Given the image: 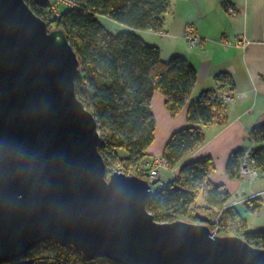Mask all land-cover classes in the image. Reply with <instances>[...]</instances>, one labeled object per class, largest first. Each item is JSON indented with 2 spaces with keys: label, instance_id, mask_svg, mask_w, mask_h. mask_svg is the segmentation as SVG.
<instances>
[{
  "label": "water",
  "instance_id": "water-1",
  "mask_svg": "<svg viewBox=\"0 0 264 264\" xmlns=\"http://www.w3.org/2000/svg\"><path fill=\"white\" fill-rule=\"evenodd\" d=\"M82 65L64 30L0 0V264L45 242L117 264H264L237 235L156 221L145 176L107 178L105 139L75 92Z\"/></svg>",
  "mask_w": 264,
  "mask_h": 264
},
{
  "label": "trees",
  "instance_id": "trees-1",
  "mask_svg": "<svg viewBox=\"0 0 264 264\" xmlns=\"http://www.w3.org/2000/svg\"><path fill=\"white\" fill-rule=\"evenodd\" d=\"M26 1L36 15L48 21L50 29L66 32L82 60L75 92L105 129L100 134L105 139L100 151L107 173L114 164L135 165L140 171L137 174L145 176L151 164L147 151L155 139L150 102L156 93L163 94L172 116L188 105V126L170 136L162 154L167 167L177 169V174L164 188L154 192L148 211L158 222L184 220L210 226L219 213L218 235L234 234L254 247L264 248V230L249 231L248 222L237 207H225L231 194L223 184L216 185L209 179L215 170L213 159L208 156L186 161L205 142L203 128L214 122L219 108H224L212 100L216 91H205L192 100L196 70L183 57L164 62L160 48L146 44L137 33L162 28L173 0H63L68 7L57 17L52 16L50 5L41 8L32 0ZM102 16L131 30L112 34L100 22ZM216 79L222 86L233 89L234 80L229 74H219ZM249 142L254 144L251 154L254 164L264 175V124L251 129ZM245 150L230 154L226 165L229 178H239ZM200 195L203 205L197 202ZM262 207L260 199L244 203L245 211L251 215L259 213ZM1 264L117 263L104 257L84 260L72 249L45 242L23 258Z\"/></svg>",
  "mask_w": 264,
  "mask_h": 264
},
{
  "label": "crops",
  "instance_id": "crops-1",
  "mask_svg": "<svg viewBox=\"0 0 264 264\" xmlns=\"http://www.w3.org/2000/svg\"><path fill=\"white\" fill-rule=\"evenodd\" d=\"M231 11L236 12L235 16ZM165 15L162 28L137 33L146 44L160 48L164 62L183 57L196 70L197 83L191 99H197L205 91H216L222 86L216 77L226 73L234 80L235 95H245L217 110L214 122L203 128L205 142L186 161L211 157L215 171L209 179L216 185L223 184L233 198L260 191L258 198L263 207L259 213H247L244 204L237 209L248 222L249 231L264 230V175L249 186L245 180L226 174L230 154L250 148L251 129L264 124V0H173ZM117 27L122 29L120 32L131 30L125 25ZM191 27L202 39L200 47L188 44L186 34ZM236 37L246 38L247 47L220 43L222 39ZM150 104L156 129L147 153L150 157L162 156L170 136L188 126V105L172 116L162 93H156ZM169 172L161 173L163 181L171 180Z\"/></svg>",
  "mask_w": 264,
  "mask_h": 264
},
{
  "label": "built area",
  "instance_id": "built-area-1",
  "mask_svg": "<svg viewBox=\"0 0 264 264\" xmlns=\"http://www.w3.org/2000/svg\"><path fill=\"white\" fill-rule=\"evenodd\" d=\"M61 3L63 4H67L65 3L63 0H59ZM57 5L55 3V1L50 3V10L51 12L57 14L56 9L55 8ZM232 14L235 16L236 12L231 11ZM58 16V14H57ZM188 33L186 34V39L188 41V44L190 47H200L202 44V39L196 35L193 32V28H189V30L187 31ZM222 45H226L229 47H247L248 45V40L244 37H236L235 39H222L220 42ZM245 95L242 94H236L232 91L229 90L228 88L224 87V86H220L214 95H212V100L213 101H217L218 103L224 105H227L229 102L234 101V99H239V98H244ZM252 147L253 144L250 148L246 149L244 152V157L241 159V163H240V173H239V177L242 176H247V177H258V175L260 174L259 169L257 168V166H255L254 161L252 159ZM167 167V161L166 159H164L162 156H160V158L155 157L152 158V162L148 167V172L146 173V178L148 180V182H150L151 185V191L152 193L158 190H161L162 188L165 187L166 185V181H163L160 177V171L162 170V168ZM168 168V167H167ZM137 167L135 165H130V167H125L121 164L117 165V167H113L111 169L110 174L112 173H124L127 175H131L133 174H137ZM140 172V171H139ZM157 184V186L155 187L154 185ZM155 194V193H154ZM238 204H234V207H236ZM233 206V205H232ZM230 207L229 205L225 206Z\"/></svg>",
  "mask_w": 264,
  "mask_h": 264
},
{
  "label": "rangeland",
  "instance_id": "rangeland-1",
  "mask_svg": "<svg viewBox=\"0 0 264 264\" xmlns=\"http://www.w3.org/2000/svg\"><path fill=\"white\" fill-rule=\"evenodd\" d=\"M53 2L55 1V3H56V7L55 8H57L56 9V12H57V14L59 15L60 14V12H61V10H63L64 9V5L65 4H63V3H61L59 0H52ZM51 1V2H52ZM63 5V6H62ZM57 14H55V13H53L52 12V16L53 17H57ZM100 22L105 26V28H107L112 34L113 33H119L120 31H122V29L121 28H118L117 26H120L117 22H115L114 20L112 21L111 19H109V18H106V17H104V16H102V17H100ZM229 90H231V89H229ZM233 91V90H232ZM219 109H221L222 110V108H219ZM97 127H98V129H99V133L101 134V133H103L104 132V128L102 127V123L101 122H98L97 123ZM155 157H158V158H160V156L159 155H154V156H152L151 158H150V162H152V158H155ZM113 167H117V165L116 164H114V165H112V168ZM111 168V169H112ZM111 169H110V171L107 173V170H106V173H107V178H109V176H110V172H111ZM164 170H166V171H170L169 172V176H170V178L172 179L173 177H175V176H173V175H176L177 174V169H175V171L174 170H170L169 168H167V167H164V168H162V170L160 171V177H161V173L162 172H164ZM215 171V170H214ZM148 171H146L145 172V175H146V173H147ZM133 174V173H132ZM260 175H263V174H259L258 175V177H247V176H242V177H239V178H241V179H243V180H245L247 183H248V185L249 186H251V185H253V183L254 182H256L257 180H259L261 177H260ZM163 177H161V179H162ZM167 182V181H166ZM155 187L157 186V184H155L154 185ZM155 191H156V189H155ZM260 196V191L259 192H254V194H251V195H245V196H243L242 198H233V197H231V199L229 200V203L227 204V205H229L230 206V208H232L233 206H234V204H238L236 207H239V206H243V204L245 203V202H247V201H250V200H254V198L255 199H259L258 197ZM203 200V196H201L200 195V197L198 198V200H197V202H198V204H204V202L202 201ZM233 205V206H232ZM220 216H221V214H217L216 216H214V218H212V222H213V225H212V231L215 233V234H217L218 235V233H219V225H220ZM250 229H251V225H250Z\"/></svg>",
  "mask_w": 264,
  "mask_h": 264
}]
</instances>
